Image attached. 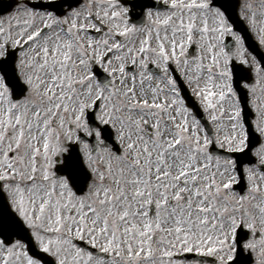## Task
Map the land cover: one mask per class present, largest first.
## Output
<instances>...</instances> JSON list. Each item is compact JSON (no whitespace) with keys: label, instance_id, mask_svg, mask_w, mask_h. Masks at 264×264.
<instances>
[{"label":"snow or ice","instance_id":"snow-or-ice-1","mask_svg":"<svg viewBox=\"0 0 264 264\" xmlns=\"http://www.w3.org/2000/svg\"><path fill=\"white\" fill-rule=\"evenodd\" d=\"M65 2L0 9V264H264V144L233 156L264 137V60L235 4ZM239 19L264 47V0Z\"/></svg>","mask_w":264,"mask_h":264},{"label":"water","instance_id":"water-1","mask_svg":"<svg viewBox=\"0 0 264 264\" xmlns=\"http://www.w3.org/2000/svg\"><path fill=\"white\" fill-rule=\"evenodd\" d=\"M249 134H250V138H249V143H248L247 149L245 150L244 153L235 155L236 157L242 159L244 162L248 161L249 159H252L249 155L250 149L253 145H257L259 143L258 137L252 133L251 129H249ZM217 151H219V150H217ZM3 203H4L3 196H0V205H2Z\"/></svg>","mask_w":264,"mask_h":264},{"label":"rangeland","instance_id":"rangeland-1","mask_svg":"<svg viewBox=\"0 0 264 264\" xmlns=\"http://www.w3.org/2000/svg\"><path fill=\"white\" fill-rule=\"evenodd\" d=\"M264 48V47H263ZM250 59H251V56L249 57ZM226 107H227V105H225ZM213 128H214V132H215V126H213ZM227 131V129H223L222 131H221V136L224 134V132H226ZM263 138V143L262 144H264V137H262Z\"/></svg>","mask_w":264,"mask_h":264},{"label":"flooded vegetation","instance_id":"flooded-vegetation-1","mask_svg":"<svg viewBox=\"0 0 264 264\" xmlns=\"http://www.w3.org/2000/svg\"><path fill=\"white\" fill-rule=\"evenodd\" d=\"M67 7V5H65V8ZM136 11H139V9H137ZM17 55H18V53H17ZM13 66H14V61H13ZM253 76H254V74H253Z\"/></svg>","mask_w":264,"mask_h":264}]
</instances>
